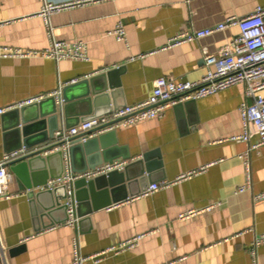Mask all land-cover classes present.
<instances>
[{"label": "crops", "instance_id": "1", "mask_svg": "<svg viewBox=\"0 0 264 264\" xmlns=\"http://www.w3.org/2000/svg\"><path fill=\"white\" fill-rule=\"evenodd\" d=\"M258 5H264V0H100L63 9L50 17L54 37L69 43L85 42L87 58L0 55V107L48 95L64 85L56 97L55 132L85 113L100 116L115 105L147 99L159 76L199 80L206 72L202 48L217 52L239 33V27L162 49L168 39L185 29L214 25L230 15H247ZM42 6V0H0V45L24 51L49 47L51 37L39 14ZM119 23L126 30V40L111 34ZM74 78L80 80L65 85ZM245 90L246 84L238 83L168 107L159 117L116 129L117 146L130 153L128 163L134 162L130 168L133 176L145 166L151 179L159 182L206 168L135 198L126 196L140 189L134 179L130 185L107 187V191L96 187L93 198L98 209L83 216L77 225L65 224L63 208L54 209L50 218L35 214L24 187L25 182L43 181L41 169L33 175L31 170L21 169L18 174L7 166L13 180L5 194L0 193V264H72L77 232L85 256L143 235L130 249L108 252L99 260L89 258L84 264H253L250 246L264 233V201L253 199L264 190V144L250 150L252 186L238 193L237 188L247 180L242 154L257 140L256 135L250 141L233 138L243 133L239 107L246 99ZM20 118L15 111L0 115V159L20 141L25 147L23 134L17 133L24 126L23 122L17 126ZM30 128V144L43 147L56 142L49 121L38 118ZM144 155V163H136ZM76 157L82 164L83 151L77 150ZM54 162L51 174L60 169V158ZM46 183L34 190L49 189ZM56 192L62 194L63 190ZM53 196L44 193L40 201L49 204ZM114 198L122 203L111 209L100 206L115 203ZM209 205L210 209L193 217H178L189 208ZM90 207L91 200L86 199L82 210ZM16 247L20 248L15 251ZM257 251L259 263L264 264V243Z\"/></svg>", "mask_w": 264, "mask_h": 264}, {"label": "built area", "instance_id": "2", "mask_svg": "<svg viewBox=\"0 0 264 264\" xmlns=\"http://www.w3.org/2000/svg\"><path fill=\"white\" fill-rule=\"evenodd\" d=\"M43 6L40 15L44 18L47 32L51 37V44L42 51H24L6 45H0L1 56H28L42 54L53 57L57 60L64 58L86 59V44L83 41L69 43L58 40L54 37L53 27L50 23L52 14L70 7L82 6L100 0H72L65 2H55L52 0H42ZM238 26L239 33L229 42L224 44L217 52H211L207 47L202 48V56L206 65V72L199 80L176 79L170 75L157 77L153 83L151 95L138 103L126 104L110 112L80 121L70 127L61 126L54 132L56 141H63L61 146H55L46 151L50 153L58 149L63 151L64 171L60 177L50 179L46 186L53 188L55 185H66L65 204L67 206V219L65 224L77 225L79 217L76 213L77 200L75 197L74 181L79 178H94L102 174H107L114 170H121L128 163L124 159H115L112 162H104L94 168L74 172L71 168V161L68 147L73 137L81 142L89 138L98 136L110 130H116L145 119L159 117L163 115L165 109L187 100H196L238 83L246 84V99L239 107L243 120V133L233 137L250 141L253 135L257 136L256 142L252 143L248 150L242 154L247 169L246 183L237 188V192H243L252 186L251 166L249 160L250 150L264 144V5H258L253 11L244 16L230 15L223 21L203 29H185L168 39L162 49H167L184 42L196 41L202 37L211 35L228 27ZM118 40H126V30L122 23H119L111 31ZM143 56V55H141ZM80 78L71 79L65 85L78 82ZM64 85L48 95L28 97L6 106L0 107V115L20 108L25 105L38 102L47 96L59 97ZM251 99V101L249 100ZM26 147L11 150L0 159V193L5 194L8 184L13 180L12 173L7 168V163L18 158ZM206 167L193 169L187 173L177 176L173 180H162L150 183L147 188L132 198L149 195L161 188L169 187L183 179L204 170ZM11 195H8V197ZM254 201H264V190L253 195ZM122 201H117L107 206L108 209L120 205ZM212 207L189 208L179 214V219L193 217ZM80 233L77 232L73 239V260L72 264H84L89 258L101 259L108 252H120L134 247L143 235H138L112 245L107 249L90 256H85L81 251ZM264 243V233L256 236L250 246V254L253 264H260L258 260V247Z\"/></svg>", "mask_w": 264, "mask_h": 264}, {"label": "water", "instance_id": "3", "mask_svg": "<svg viewBox=\"0 0 264 264\" xmlns=\"http://www.w3.org/2000/svg\"><path fill=\"white\" fill-rule=\"evenodd\" d=\"M110 74V73H108ZM83 80V79H82ZM93 79H89L88 81L92 82ZM69 86V85H68ZM66 90V88H64ZM66 99V96H65ZM192 100H187L183 102L177 103L178 105H184ZM49 104V109H45V105ZM122 105H115L108 109V112H110L112 109H116ZM39 108V110H37ZM32 109L35 110L34 113H31ZM57 109H58V103L56 100V96H47L46 98L34 102L29 105H25L20 108H15L13 110H10L8 112L15 111L16 113H19L21 115V118L19 122L17 123V126L23 122L24 126L19 128L17 133H22L24 136V145L27 148L26 152H24L22 155H20L18 158L12 159L7 163V166H10L11 170L15 173H18L21 171V169H28V171L31 170L32 175L34 174V170L41 169L43 174V181L39 183L30 184L29 182H25L24 189L28 190L27 195L30 199V202L32 203L35 214L43 217L46 216L47 218H50V215L53 214L54 209H66L67 214V206L65 203L61 202V199L66 198V185H62L55 189H46L44 191L38 190L35 191L37 187L40 186V184H45L48 181V178H56L60 177L64 170V164H63V151L61 149H58L56 151L46 153L43 155L44 152L47 150L62 145L63 141H56L53 145L49 146H40L37 145L35 142H32V144L29 143V137H31L33 131L31 130V122L34 120H37L38 118H43L45 121H49L50 124V134L53 137L54 130L57 128L56 125H53V122L56 123L57 120ZM7 112V113H8ZM99 114L96 113H85V115H82L81 117H78L74 119L68 127L78 124L80 121L87 120L89 118L98 116ZM47 119H44V118ZM22 146V142L20 141L18 147L20 148ZM18 147L16 149H18ZM82 150L83 151V163L79 165L76 157V151ZM68 152L70 156L71 161V168L74 172H82L91 168H94L95 166L102 164L104 162H112L113 160L117 158H122L124 160H128L131 155L127 150L121 149V147L117 146V136H116V130H110L107 132H104L102 134H99L98 136L92 137L87 139L84 142H81L77 139V137H73L71 139V143L68 147ZM60 158V169L56 173H52L53 166L55 164V159ZM146 155L143 156L142 159H139L136 161V163H144L146 159ZM132 163H127L123 170H114L107 174H102L94 178H79L74 181V188H75V197L77 200V216L80 219L83 218V216L87 215L89 212L98 209V206L95 203L94 197V188L98 187V189L105 188L107 191L108 188H115L118 185H130L131 181L134 179L135 182L140 184V189L136 192H131L128 195L134 196L139 194L140 192L144 191L149 183L154 182L150 174H147L146 167H142L135 176L130 174V168L132 167ZM47 168V169H46ZM48 172H47V171ZM62 189L63 193L59 194L57 193V189ZM44 193H53V201L49 204H45L42 201H40V197ZM125 198V197H124ZM86 199L91 200V207L88 209V211L84 212L82 210L83 203ZM119 199H113V201H117ZM112 201L108 203H104L103 205H100L101 207H105L111 204ZM41 203V205H39ZM41 206L39 208V206ZM68 216H66L67 219ZM65 219V220H66ZM20 247H16L15 251L18 250Z\"/></svg>", "mask_w": 264, "mask_h": 264}]
</instances>
